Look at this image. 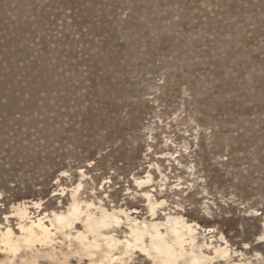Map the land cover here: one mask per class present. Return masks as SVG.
<instances>
[{"label":"rangeland","instance_id":"obj_1","mask_svg":"<svg viewBox=\"0 0 264 264\" xmlns=\"http://www.w3.org/2000/svg\"><path fill=\"white\" fill-rule=\"evenodd\" d=\"M158 230L264 264V0H0V248L168 264Z\"/></svg>","mask_w":264,"mask_h":264},{"label":"bare ground","instance_id":"obj_2","mask_svg":"<svg viewBox=\"0 0 264 264\" xmlns=\"http://www.w3.org/2000/svg\"><path fill=\"white\" fill-rule=\"evenodd\" d=\"M71 215L75 217L80 216V209L78 206L73 207ZM108 217H109L108 214H104V216L100 220L96 221L91 216H88V218L86 219L87 226L89 229L94 230V227L99 228L101 226L107 225ZM67 220L68 217H64L62 215L56 217V221L59 225L66 224ZM180 224L181 223L177 222V225H175L171 229L172 233L175 235V240L178 245H181L184 242L183 228L186 229L191 234V236L193 233L192 226L186 224H181V225ZM38 226L44 235L48 236L50 234L49 229L46 226H44L41 223V221L39 222ZM146 232H147L146 230L140 229L139 227H136L135 229L132 230V234L133 237L135 238L134 240L136 244L143 241ZM152 239H153L152 249H154L168 264H177L176 259L182 253H180L179 255L176 253L174 248L171 245H169V243L166 241L165 237L163 236V233L158 230L155 234L152 235ZM193 262L195 264H200L201 258L196 257L193 259Z\"/></svg>","mask_w":264,"mask_h":264},{"label":"clouds","instance_id":"obj_3","mask_svg":"<svg viewBox=\"0 0 264 264\" xmlns=\"http://www.w3.org/2000/svg\"><path fill=\"white\" fill-rule=\"evenodd\" d=\"M29 247L24 238L13 237L11 245L0 248V264H30ZM260 253H254L259 257Z\"/></svg>","mask_w":264,"mask_h":264}]
</instances>
